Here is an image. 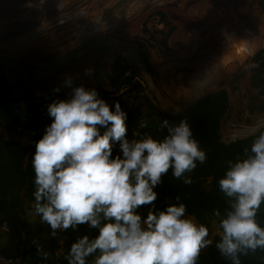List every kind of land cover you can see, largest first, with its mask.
<instances>
[{
	"label": "clouds",
	"instance_id": "9594fccd",
	"mask_svg": "<svg viewBox=\"0 0 264 264\" xmlns=\"http://www.w3.org/2000/svg\"><path fill=\"white\" fill-rule=\"evenodd\" d=\"M64 86L71 92L47 105L52 122L32 155V207L53 237L80 225L97 230L94 237H77L64 257L67 264H87L89 257L93 264H197L201 251L213 244L209 228L186 216L183 202L164 210L154 204V189L170 169L173 177L191 184L187 174L207 160L187 120L177 125L164 120L168 132L162 139L136 132L130 141L127 113L119 102L113 111L94 88L74 86L71 76ZM115 142L122 155L113 156ZM244 151L242 159L229 161L219 180L229 208L219 221L222 235L215 247L232 264L264 249V227L256 219L264 203V131ZM142 206H151L146 217L138 212ZM37 251L48 259L40 245Z\"/></svg>",
	"mask_w": 264,
	"mask_h": 264
},
{
	"label": "rangeland",
	"instance_id": "374dc122",
	"mask_svg": "<svg viewBox=\"0 0 264 264\" xmlns=\"http://www.w3.org/2000/svg\"><path fill=\"white\" fill-rule=\"evenodd\" d=\"M115 1L0 0V59L17 94L33 92L38 72L6 59L46 69L62 55L81 59L84 51L100 50L97 68L107 92L101 98L113 111L119 102L127 113L130 141L149 115L178 114L222 89L228 95L220 126L222 141L247 138L264 127V96L254 84L264 60V0H130L104 14ZM157 12L165 14L168 23L161 22ZM31 22L37 25L11 36L16 27ZM60 68L53 71L65 66ZM121 68H127L130 80L117 88L110 76ZM261 75L264 78V71ZM31 101L39 104L37 112L26 101L21 106L25 114L31 113L34 129L16 134L0 125L1 136L30 150L37 139L33 131L45 133L52 122L46 103L42 105L37 96ZM114 144L119 147V142ZM203 186L209 189L208 179ZM204 225L210 239L222 235L213 217Z\"/></svg>",
	"mask_w": 264,
	"mask_h": 264
},
{
	"label": "trees",
	"instance_id": "16d2710c",
	"mask_svg": "<svg viewBox=\"0 0 264 264\" xmlns=\"http://www.w3.org/2000/svg\"><path fill=\"white\" fill-rule=\"evenodd\" d=\"M157 14L160 16L161 22H167L165 14L161 12H157ZM257 56L259 57V54ZM73 57L74 55L72 54L62 55L53 60L46 69L32 67L18 60H6L11 63L25 65L32 73H41L54 70V68L60 66V69H64V66L75 60ZM13 69L14 71L17 70ZM263 71L264 60L259 63L258 71L254 76V84L260 88L262 96H264V78L261 75ZM126 74L127 68H121L116 74L110 76V83L120 88L122 84L130 80V77L126 76ZM95 82L94 89L101 98V95L107 92L102 87L98 68H96ZM17 93L18 88L10 81L8 72L0 59V125L6 124L11 131L21 134L25 133L27 129H34V125L30 121L31 113L25 114L23 112L21 102L26 101L33 112H37L39 104L31 101V99L35 98V95L29 89L20 95ZM60 95H62L60 92H55L49 96L56 98ZM66 97L64 96V98ZM227 104V91L222 89L206 96L178 114L156 116L151 114L148 116L146 120L147 127L141 128L138 132L141 135L147 134L153 138L162 139L168 132L167 127H162L164 120H167L169 125H177L181 120H187L193 131L194 138L200 142L201 148L207 154L206 162L203 164L197 162V167L194 171L187 174L192 178L191 184H184L182 178L173 177L171 169L162 177V183L154 189L158 194L157 200L154 202L157 209L164 210L170 204L183 202L186 205V213L193 215L200 224H205L208 217H213L219 223L220 219L226 214L229 204L227 198L220 190L219 180L223 178L226 170L230 167L229 161L235 162L238 159H242L245 156L244 150L246 148L250 149L255 136L264 131L263 127L255 135L247 138L229 143L222 141L220 126ZM33 133L37 136L36 144L44 133L38 130H34ZM34 151L35 148L30 150L20 141L6 140L0 135V223L7 221L12 226L13 230L9 233V239L15 249L20 246V238L15 227L19 222L24 223V215L33 209L32 206L34 204L35 173L32 167ZM117 154L122 155L119 147L114 144L113 156ZM204 179H210L209 189L203 186ZM177 196L180 197V201L176 200ZM150 207L142 206L138 210L139 214L142 217H146ZM216 210L220 211V217L215 215ZM256 219L260 226L264 227V203L261 204ZM44 226L50 231L47 224H44ZM96 234L97 230L89 228L88 225H80L76 230L69 228L66 231H57L56 237L64 236L67 254L71 244L75 242L77 237L83 235L94 237ZM56 237H53V239ZM220 238L221 235L214 236L213 244L209 246L206 253L200 254L197 264H232L230 260L222 257L219 250L215 247ZM52 245H54V242ZM240 259L241 264H264V249H257L255 253L249 252L247 256L242 255ZM63 264H67L65 258Z\"/></svg>",
	"mask_w": 264,
	"mask_h": 264
},
{
	"label": "crops",
	"instance_id": "0c3cea01",
	"mask_svg": "<svg viewBox=\"0 0 264 264\" xmlns=\"http://www.w3.org/2000/svg\"><path fill=\"white\" fill-rule=\"evenodd\" d=\"M24 25V24H23ZM20 26L16 27L18 29ZM85 55L81 59H75L73 62H69L61 71H43L38 73L36 77V88L32 89L35 96L40 100L43 105L48 101L54 99L49 95L55 93L53 91L57 86L60 87V96H68L71 89L64 86V80L66 76H71L74 81V86L83 85L86 89L95 88V76L97 64L101 61L102 52L100 50L92 51L87 50L83 52ZM106 66L103 67L102 72L106 74L108 72ZM86 70H90V74H86ZM107 70V71H106ZM102 82V81H101ZM103 85V82H102ZM106 89V87L103 85ZM180 90V89H179ZM45 101V102H44ZM43 107V106H42ZM186 216L197 221L192 215L186 213ZM24 224L29 228V242L26 253V260L28 264H48L51 259V248L53 244V236L49 235L50 231L46 229L43 223L40 222L39 216L35 214L34 210H29L23 217ZM215 235V234H214ZM214 235L211 240L213 241ZM218 235V234H217ZM37 245L41 246L42 252L49 254L48 259L45 260L41 254H38ZM0 247L9 249L12 244L9 239V234L0 229ZM209 247H207L201 253H206ZM94 257L87 258V264H93Z\"/></svg>",
	"mask_w": 264,
	"mask_h": 264
},
{
	"label": "built area",
	"instance_id": "2783aa9c",
	"mask_svg": "<svg viewBox=\"0 0 264 264\" xmlns=\"http://www.w3.org/2000/svg\"><path fill=\"white\" fill-rule=\"evenodd\" d=\"M208 180L210 183V179ZM0 229L8 234L13 230L12 226L7 221H2L0 223ZM15 229L20 238V246L18 249L13 247L9 249L0 247V264H28L26 253L30 237L29 228L23 222H19ZM53 242L51 259L48 264H63L66 254L65 238L64 236H58L53 239Z\"/></svg>",
	"mask_w": 264,
	"mask_h": 264
},
{
	"label": "water",
	"instance_id": "95a60500",
	"mask_svg": "<svg viewBox=\"0 0 264 264\" xmlns=\"http://www.w3.org/2000/svg\"><path fill=\"white\" fill-rule=\"evenodd\" d=\"M130 0H117L115 1L113 4H111L104 12V14L110 13L115 11L116 9L124 6L126 3H128ZM37 25L36 22H31L28 24H25L21 27H19L18 29L14 30L11 32V36H15L17 34H21L24 33L32 28H34Z\"/></svg>",
	"mask_w": 264,
	"mask_h": 264
},
{
	"label": "bare ground",
	"instance_id": "6f19581e",
	"mask_svg": "<svg viewBox=\"0 0 264 264\" xmlns=\"http://www.w3.org/2000/svg\"><path fill=\"white\" fill-rule=\"evenodd\" d=\"M247 129H248V131H253V127H252V128L249 127V128H247Z\"/></svg>",
	"mask_w": 264,
	"mask_h": 264
}]
</instances>
